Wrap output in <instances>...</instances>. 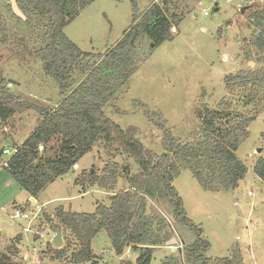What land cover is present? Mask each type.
<instances>
[{"label":"rangeland","instance_id":"rangeland-1","mask_svg":"<svg viewBox=\"0 0 264 264\" xmlns=\"http://www.w3.org/2000/svg\"><path fill=\"white\" fill-rule=\"evenodd\" d=\"M165 1L166 6L163 0H136L138 14L160 4L168 13L182 14L183 19L177 29H171L173 38L154 49L120 90L116 109L110 104L103 108L104 115L121 129L135 127L136 138L157 156L168 152V136L182 143H196L200 127L195 117L197 108L225 106L246 114L255 111V105L242 106L241 94L228 92L224 79L239 71L264 69V55L252 53L249 57L247 53L253 52L251 15L258 7L261 10L260 0ZM15 5L20 11L16 1ZM204 10L208 15H203ZM0 15L4 25V32H0V84L23 103L56 105L61 100L59 87L43 72L41 60L35 55L42 48L43 24L27 22L24 15L22 19L14 14L11 0H0ZM132 16L131 0H96L63 32L81 51L103 56L121 39ZM147 50L148 43L143 42L139 54L144 56ZM82 79L74 73V86ZM257 110L248 137L236 151L247 169L237 188L205 191L187 169L173 183L187 217L200 225L210 244L206 256L211 260L240 252L243 264H264V180L254 173L256 160L264 158V108ZM37 118L26 111L0 121V151L5 147L16 149L33 132ZM8 157L0 158V253L15 247L13 260L17 264H73L71 254L77 242L59 225L54 211L62 207L65 211L93 213L97 205L108 206V195H112L97 186L83 190L74 185L75 178L89 170L101 175L106 166L117 164L113 191L119 193L131 189L130 179L139 170L117 143L108 147L98 143L73 169L41 191L36 204L42 211L35 219L13 221L10 215L15 207L32 213L36 209L33 202L28 204V194L2 168ZM145 212L147 216L163 215L172 226L170 239L155 250L150 264H162L171 257L179 259V251L193 242L191 234L175 225L168 206L147 201ZM50 223L59 227L60 246L51 242L54 235ZM172 238L176 245L167 246ZM91 248L97 257L94 264H128V259L134 264L137 257L136 252L129 254L130 249H126L123 253L128 258L120 260L105 231L95 236Z\"/></svg>","mask_w":264,"mask_h":264},{"label":"trees","instance_id":"trees-1","mask_svg":"<svg viewBox=\"0 0 264 264\" xmlns=\"http://www.w3.org/2000/svg\"><path fill=\"white\" fill-rule=\"evenodd\" d=\"M15 1L27 22L44 26L42 48L35 55L41 60L43 72L57 83L61 100L54 106L23 103L8 91L6 85L0 84V121L26 111L33 112L40 119L2 168L34 199L49 184L67 174L98 143L105 147L117 143L121 152L129 156L139 169L130 179L131 189L119 193L113 191L117 182V164L106 166L101 175L89 170L75 178L74 184L83 190L97 186L112 195L108 206L97 205L93 213L65 211L62 207L54 211L59 225L77 242L71 262L94 264L97 257L91 243L99 232L105 231L117 256L130 249L137 253L134 264H150L155 250L170 239L172 229L163 215H146L147 201H152L168 206L175 225L187 230L193 241L179 251V259L171 257L162 264H243L240 252L223 259L207 258L210 244L200 225L187 217L183 199L173 183L187 169L205 191L237 188L247 169L236 156V151L248 137V127L257 119V109L264 108V69L239 71L224 79L228 92L241 94L242 106L255 105V111L246 114L225 106L197 108L195 117L200 121V127L196 143H182L168 136V152L157 156L136 138L135 127L121 129L104 115L103 108L110 104L116 109L120 90L154 49L173 38L171 29H177L183 15L164 10L165 0L163 6L153 4L138 14L136 0H131L133 16L130 26L110 50L103 56H96L81 51L63 32L96 0ZM251 20L253 52L249 50L247 53L248 56L252 53L263 56L264 9L258 7ZM0 32H4L2 15ZM143 42L148 43L144 56L139 54ZM74 73L83 76L75 86ZM146 116L150 119L149 115ZM39 146L43 147L42 151ZM254 173L264 180V158L256 160ZM16 254L15 247H7L0 253V264H17L13 260Z\"/></svg>","mask_w":264,"mask_h":264},{"label":"built area","instance_id":"built-area-1","mask_svg":"<svg viewBox=\"0 0 264 264\" xmlns=\"http://www.w3.org/2000/svg\"><path fill=\"white\" fill-rule=\"evenodd\" d=\"M261 5V9H264V0H260ZM203 15H208L207 11H203ZM39 150L42 151L43 147L39 146ZM16 152V150H10V149H3L2 151V155H8L11 156ZM35 205V211L32 212H28L25 211L24 209L20 208V207H15L10 215V219L13 221H31L32 219H35L40 212L42 211V207H40L39 205L36 204V202H33Z\"/></svg>","mask_w":264,"mask_h":264},{"label":"water","instance_id":"water-1","mask_svg":"<svg viewBox=\"0 0 264 264\" xmlns=\"http://www.w3.org/2000/svg\"><path fill=\"white\" fill-rule=\"evenodd\" d=\"M11 1H12V9H13L14 14H16L17 16H19L22 19H25V17L17 9V7L15 5V0H11ZM91 173H93V170H91ZM54 233H55V236L52 240V244L57 247V246H60L62 244L61 232L59 229L54 228ZM171 244L176 245V240L174 238H172L166 245L171 246Z\"/></svg>","mask_w":264,"mask_h":264},{"label":"crops","instance_id":"crops-1","mask_svg":"<svg viewBox=\"0 0 264 264\" xmlns=\"http://www.w3.org/2000/svg\"><path fill=\"white\" fill-rule=\"evenodd\" d=\"M39 121H40V119L37 118V124L39 123ZM36 126H37V125H36ZM36 126H35V127H36ZM31 132H32V131H31ZM31 132H30V133H31ZM30 133L28 134V136L30 135ZM23 142H24V140H22L19 144H17L16 147L20 146ZM4 149H6V147H5ZM7 149H8V148H7ZM74 167H75V166H74ZM74 167H73V168H74ZM73 168H72V169H73ZM7 183H8V181H7ZM7 183H6V184H7ZM74 185H75V184H74ZM92 188H93V187H92ZM86 190H87V189H86ZM108 196H111V194L108 195ZM28 199H29V201H27V202H28L29 204H31L32 202H36V199L30 197L29 195H28ZM23 204H24V203H23ZM23 204H22V205H23ZM50 226H51L52 233H53L52 235L55 236L54 228H57V227H56L57 224L55 225V223H54V224H53V223H52V224L50 223ZM54 236H53V238H54ZM53 238H52V240H53ZM52 240H51V242H52ZM160 250H161L162 252H165L164 250H166V249H162V248H161ZM130 252H133V251L129 250V254H130ZM94 254H95V253H94ZM163 254H164V253H163ZM95 255H96V254H95ZM126 257L128 258V255H126V252H125V253H123V254L120 256V260H126V259H125ZM136 258H137V257H136ZM135 261H136V260H135ZM105 262H106V261H105ZM128 262L133 263V262H131L129 259H128Z\"/></svg>","mask_w":264,"mask_h":264}]
</instances>
